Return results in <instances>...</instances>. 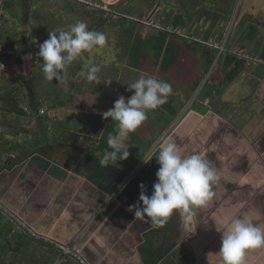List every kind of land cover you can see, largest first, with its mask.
<instances>
[{
    "label": "crops",
    "instance_id": "obj_1",
    "mask_svg": "<svg viewBox=\"0 0 264 264\" xmlns=\"http://www.w3.org/2000/svg\"><path fill=\"white\" fill-rule=\"evenodd\" d=\"M103 1L110 6L117 2V17H99V10L74 7L66 0H5L2 5L8 15H2L1 25L7 23L9 35L19 27L21 42L15 50L13 38L0 35L15 51L11 70L0 73V98L9 94L17 102L0 117L5 128L0 135V201L32 232L14 231V220L7 215L5 223L0 212V264H82L57 243L80 250L85 264H157L169 255L182 264H223L221 232L232 220L247 218L264 227V146L258 134L264 124V66L253 58L264 60V48L258 49L264 43L258 36L264 34L253 35L248 26L258 16L251 7L240 16L241 0L232 6L227 0H221L224 5L214 0L211 6L206 0ZM135 1L141 15H125ZM191 7L194 13L184 12ZM203 9L211 13H200ZM173 10L177 15H171ZM148 17L164 28L148 25ZM34 19L33 32L22 35ZM225 20L237 24V38L233 31L229 34L233 26L228 29ZM77 21L104 33L106 44L84 52L69 66L67 86L48 81L39 45L49 32L58 34ZM245 48L253 56L249 60L237 54ZM229 54L244 60L234 77L230 73L237 60ZM82 59L89 67H101L96 81L82 75L88 71L81 69ZM149 75L171 85L167 103L149 111L148 119L129 135L126 160L102 167L99 158L111 150L107 138L118 131L117 122L105 120L102 113L119 96L130 97L134 90L128 86ZM44 82L50 88L40 94ZM43 107L51 114H40ZM67 114L79 119V125L67 127ZM162 136L185 155L200 154L219 177L212 200L194 209L196 232L194 226L182 237L179 214L155 226L147 219L134 220L128 211L139 203L141 184L148 195L153 191ZM35 138L38 142L32 143ZM245 264H264V248L247 250Z\"/></svg>",
    "mask_w": 264,
    "mask_h": 264
},
{
    "label": "clouds",
    "instance_id": "obj_2",
    "mask_svg": "<svg viewBox=\"0 0 264 264\" xmlns=\"http://www.w3.org/2000/svg\"><path fill=\"white\" fill-rule=\"evenodd\" d=\"M106 39L104 33L89 30L83 21L75 22L67 30H59L58 34L49 32V38L39 45L38 52L45 78L59 84L66 83L69 66L84 52L105 46ZM4 67L0 63V69L4 70ZM100 71L99 65H92L82 75L93 82L98 79ZM128 90H134L130 97L119 96L114 106L102 113L105 120L110 118L117 122L118 128L117 134H110L107 138L111 150L106 149L99 158L102 167L115 166L118 161L129 157V135L148 119L149 111L167 103L173 91L170 84L150 75L131 83ZM156 160L159 168L151 195L141 184L139 203L129 205L128 211L134 213V220L147 219L155 226H163L173 214H179L185 231H192L198 224L194 209L205 207L212 200V187L219 179L217 172L200 154H183L167 136L160 138ZM221 233L219 253L223 264H245L247 250L264 248V227L247 218L232 220Z\"/></svg>",
    "mask_w": 264,
    "mask_h": 264
},
{
    "label": "rangeland",
    "instance_id": "obj_3",
    "mask_svg": "<svg viewBox=\"0 0 264 264\" xmlns=\"http://www.w3.org/2000/svg\"><path fill=\"white\" fill-rule=\"evenodd\" d=\"M105 1H108V2H113V1H115V0H105ZM127 1V0H126ZM174 1V0H173ZM176 1V0H175ZM239 0H237L236 2H238ZM117 3V2H116ZM115 2H114V4L112 5V6H110L109 5V8H112V9H114L115 8V4H116ZM129 4L131 3V2H128ZM73 5H75L74 7H80V8H82L81 6H79V4H75V3H73ZM138 2H136L135 1V4L133 5V9L129 6V11H127L126 13H124L125 15H132V16H136V18L137 17H139L140 15H141V13H140V9H142V8H140V9H138ZM180 6V5H179ZM235 8L237 7V5H236V3H235ZM168 7V6H167ZM252 8L253 10H256V11H258V10H260V11H263L264 10V0H241V2H240V12H241V9H243V10H245V12H247V11H249L250 9H248L247 10V8ZM179 9H180V7H179ZM90 10V9H89ZM88 10V11H89ZM233 10H234V8H233ZM187 11V13H194V8H190V9H186L184 12H186ZM225 11H227L226 9H225ZM90 13H92L93 15H94V12L95 11H89ZM179 11H175V10H173V12H170L171 13V15H174V13H175V15H177L176 13H178ZM259 12V11H258ZM97 13H99L98 15H99V17H101L102 15V13H105V12H100V11H97ZM101 13V14H100ZM168 13H169V11H168ZM4 14H5V16H7L8 15V13H4V10H3V13H2V15L4 16ZM146 14H148V12L146 13ZM113 16L112 17H117V14H112ZM234 15H235V13L233 12L232 14H231V16H230V19L232 20L233 18H234ZM2 16V17H3ZM104 16L106 17L107 15H105L104 14ZM143 16V15H142ZM246 18H248V16H246ZM245 18V21L247 20ZM147 19V18H146ZM256 19H258V22H259V26H260V30L261 31H259V33L262 35V34H264V27H262V25H261V23H262V20H264V13H261ZM228 21L227 20V23H228V29L230 28V27H232L233 26V28H232V30L230 31V35L232 36V34L231 33H233L234 32V35L236 36V35H239V33H240V31H239V28H238V26H237V24L235 25H233V22L232 21ZM209 22H210V20H209ZM36 23H37V21H36V19H34V20H31V23L29 24V26H28V28L26 29V31L25 32H23V33H21L22 35H24V34H26V35H29V34H31L32 32H33V29H34V25L36 26ZM114 22H112V24H113ZM254 23V20L253 21H251V22H249L248 23V26H253L252 24ZM188 23H186L185 25H187ZM189 25H190V27L189 28H191V23H189ZM244 25H245V23H244ZM243 25V26H244ZM187 27V26H186ZM186 27H185V29L184 30H182L181 31V33H184L185 34V31H186ZM187 27V28H188ZM237 27V28H236ZM192 29V28H191ZM8 30V27H7V23L4 21L3 22V24L0 26V35L2 34L4 37H5V39H8V38H13V39H10L12 42H13V44L15 45V50H18V48H19V45H20V42H21V40H20V38H18V36L20 35V32H21V29L19 28V27H14V33H12L11 35H9V34H7L6 33V31ZM233 31V32H232ZM227 34V33H226ZM225 34V35H226ZM228 34V35H229ZM14 37H15V39H14ZM236 38H237V36H236ZM258 39H259V41H261V39H262V41H264V36H263V38H261V37H259L258 36ZM227 42H228V40H227ZM222 43V42H221ZM261 46H262V43L260 44V46H258V49L259 48H261ZM246 49V48H245ZM238 50V49H237ZM237 54L238 55H240L241 57H244L245 59H247V60H249V59H251V57H253V56H251V52L249 51V49H246V50H238L237 51ZM253 58H256V61L257 60H259L260 58H257V57H253ZM260 63V62H259ZM92 65H96V63H93ZM89 69V65H87V62L85 61V59H82V64H81V69ZM102 75V73H100L98 76H101ZM112 75H110V77H111ZM66 84V86L68 85V83H65ZM43 85H44V88H43V86H42V91L40 92V94H45L46 92V88H50V83H48V82H44L43 83ZM52 87V86H51ZM64 90H65V92H67V89H65L64 88ZM67 95H69V94H67ZM68 97H70V96H68ZM69 99V101H70V98H68ZM74 99V98H73ZM72 100V99H71ZM68 101V102H69ZM160 114H162L163 116H166V114L165 113H160ZM65 119H66V124H67V127H71V128H74V127H76V126H78L79 125V119H75V118H72V115H69V114H67L66 116H65ZM64 121V120H63ZM62 121V124H64V122ZM87 128V127H86ZM88 129V128H87Z\"/></svg>",
    "mask_w": 264,
    "mask_h": 264
},
{
    "label": "built area",
    "instance_id": "obj_4",
    "mask_svg": "<svg viewBox=\"0 0 264 264\" xmlns=\"http://www.w3.org/2000/svg\"><path fill=\"white\" fill-rule=\"evenodd\" d=\"M4 1L5 0H0V25L2 23V13H3L2 5H3ZM66 1L82 5L84 7L89 8V9L99 10V11L105 12L104 14L107 16H113L112 14L115 13V10L109 8L110 4L104 3L103 0H66ZM146 20H147V24L153 28H156V29L164 28V27H162V23L158 19H156L155 17H148ZM167 29L171 31L174 28L171 26V27H167ZM222 50H223V47L220 48V51H222ZM14 55H15L14 49L0 40V63H2L5 66L4 70L0 69V73H2L4 71L11 70V68H12L11 59ZM262 61H263L262 59L258 60V62H260V63ZM1 112H2V101L0 98V117H1ZM39 112H40V114H48V115L51 114L48 107L41 108L39 110ZM4 131H5V128L1 124V121H0V135H2L4 133ZM1 171H2V160L0 158V172ZM0 209L6 215H8L11 219L14 220V222H15L14 224L16 225L14 231L28 229L30 232H32V230L26 225V223L23 220H21L20 218H18L15 214H13L1 201H0ZM57 245L60 246V248L65 253L70 254L74 258H78L82 264L86 263V261L80 256L81 255L80 250L73 249L70 245H64V244H59V243H57Z\"/></svg>",
    "mask_w": 264,
    "mask_h": 264
},
{
    "label": "trees",
    "instance_id": "obj_5",
    "mask_svg": "<svg viewBox=\"0 0 264 264\" xmlns=\"http://www.w3.org/2000/svg\"><path fill=\"white\" fill-rule=\"evenodd\" d=\"M201 7H198V4H197V8H201ZM200 13H211V12L209 10L207 11L206 9L205 10L203 9V10H201ZM210 20H212L211 21V24H214L215 23V20H213V19H210ZM225 21H227V20H225ZM228 56H229L230 59H233V60L236 59L237 60V62H236L237 67H235L232 70V72L230 73V76L231 77H234L236 75V73L238 72V70L243 67L244 60L242 58H237L235 55L229 54ZM1 101H2V110L3 109L4 110H7L8 108H13L14 109V108L17 107L16 100H14L9 94H7L4 97H1ZM116 130H118L117 127H115V132H116Z\"/></svg>",
    "mask_w": 264,
    "mask_h": 264
},
{
    "label": "water",
    "instance_id": "obj_6",
    "mask_svg": "<svg viewBox=\"0 0 264 264\" xmlns=\"http://www.w3.org/2000/svg\"><path fill=\"white\" fill-rule=\"evenodd\" d=\"M220 52V51H219ZM219 52H218V54H219ZM262 59V58H261ZM263 60V59H262ZM263 62V63H262ZM261 63H259V65L260 66H264V60L262 61ZM261 130H262V132H260V133H258L259 134V140H260V144L264 141V124H263V127H259ZM34 140V141H33ZM33 140H31V141H33L32 143H37L38 142V139L37 138H35V139H33ZM30 141V142H31ZM16 144H18L17 146H21V145H23V142H21V141H17L16 142ZM259 144V145H260ZM263 150V148H261V151ZM40 154V153H39ZM41 154H43V155H45L46 153H44V152H42ZM12 156V155H11ZM12 160H13V158H12ZM0 212L3 214L4 212L3 211H1L0 210ZM4 215V214H3ZM5 217H7V215L5 214L4 215ZM9 219H8V217L6 218V222L5 223H7V221H8ZM180 230V233L179 234H182L180 237H182L184 234H185V229H179ZM178 244V243H177ZM179 248H181V245L178 247H176V250H179ZM172 255H169L168 257L167 256H165V257H163V258H161V259H159V261H158V263L157 264H170V262H172V263H174V264H182V262L180 261V263H178V262H176V258H172L171 257ZM185 259H187L186 257H185ZM179 260V259H178ZM170 261V262H169ZM186 263H188V264H190L189 262H186Z\"/></svg>",
    "mask_w": 264,
    "mask_h": 264
},
{
    "label": "flooded vegetation",
    "instance_id": "obj_7",
    "mask_svg": "<svg viewBox=\"0 0 264 264\" xmlns=\"http://www.w3.org/2000/svg\"><path fill=\"white\" fill-rule=\"evenodd\" d=\"M224 1H226V0H224ZM218 2H220L221 3V0L220 1H218ZM231 2V3H230ZM232 2H234V0H227V3H230L229 4V6H232L233 4H232ZM206 4L208 5V6H211V4H213V5H215V1L214 0H206ZM222 5H224V3H221ZM229 6H228V8H229ZM229 10V9H228ZM227 10V11H228ZM241 13H239L240 14V16L243 14V13H246V12H244L245 10H243V9H241ZM259 11V12H258ZM258 11H256V10H253V12H255L256 14H257V16H259L261 13H264V10L263 11H260V10H258ZM254 20V24H253V26H252V32H253V35H256V33L255 32H259L260 31V26L258 25V19H255V16L252 18V21ZM261 25H262V27H264V20H262V23H261ZM256 26H258V27H256ZM255 44V43H254ZM256 46V45H255ZM262 48H264V43L262 44V46H261ZM261 145L262 146H264V141L261 143ZM212 152V151H211ZM213 153V152H212ZM232 169H234V168H232Z\"/></svg>",
    "mask_w": 264,
    "mask_h": 264
}]
</instances>
